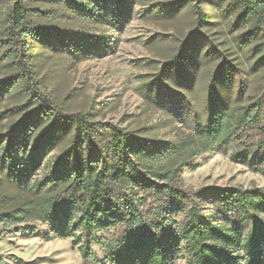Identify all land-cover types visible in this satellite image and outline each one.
I'll use <instances>...</instances> for the list:
<instances>
[{
  "label": "rangeland",
  "instance_id": "374dc122",
  "mask_svg": "<svg viewBox=\"0 0 264 264\" xmlns=\"http://www.w3.org/2000/svg\"><path fill=\"white\" fill-rule=\"evenodd\" d=\"M17 3L27 12L26 26L46 30L41 38L19 34L13 43L9 15ZM118 9L122 14L115 19ZM232 20L226 0H0V157L8 152L19 162L39 144L41 165L28 178L33 188L50 164L69 152L75 125L42 117L48 105L40 98L63 114L115 126L153 149L191 144L196 124L206 123L212 111L264 101L258 43L244 46L243 31ZM218 72L223 74L215 78L218 101L211 106L207 91ZM259 132L246 131L229 145L188 160L180 188L189 194L211 188L264 190L263 165L231 159L244 150L264 154ZM105 134L93 132V144L87 141L82 152H95L99 160L107 156ZM8 174L0 163V200L12 207L29 193ZM201 212L219 222L210 206ZM114 231L90 235L110 240ZM50 233L49 226L30 222L0 234V264H92L81 259L71 239L51 235L46 240ZM83 241L103 259L95 242ZM174 264H189V257L182 253Z\"/></svg>",
  "mask_w": 264,
  "mask_h": 264
},
{
  "label": "trees",
  "instance_id": "16d2710c",
  "mask_svg": "<svg viewBox=\"0 0 264 264\" xmlns=\"http://www.w3.org/2000/svg\"><path fill=\"white\" fill-rule=\"evenodd\" d=\"M226 3L232 24L243 31L241 43H258L256 51L264 61V0ZM116 14L119 19L122 10ZM26 18L23 4H15L9 15L13 43L19 34L39 39L46 33L26 26ZM218 73L207 91L211 106L218 101L214 86L216 77L223 76ZM39 101L48 105L42 117L55 116L75 125L70 150L50 164L47 175L33 188L28 178L41 165L39 144L19 162L8 152L0 157L2 168L11 172L9 180L30 194L12 207L0 200V234L38 222L51 229L46 240L51 235L71 239L72 246H79L81 259L92 264H174L182 253L189 257V264H264V219L259 217L264 213L263 189L211 188L189 194L180 188V172L188 160L229 145L249 130H260L264 136V101L258 99L237 111H212L206 123L196 124L191 144L166 143L155 149L140 146L115 126L90 122L79 113L63 114L49 101ZM98 130L107 134L108 155L100 160L95 152H82L87 141L93 144L91 134ZM231 159L264 166V154L248 150L232 153ZM206 206L219 222L202 214ZM177 215L183 219L176 222ZM111 229L115 231L110 240L90 235L94 230L110 234ZM85 237L103 250V259L83 241Z\"/></svg>",
  "mask_w": 264,
  "mask_h": 264
}]
</instances>
